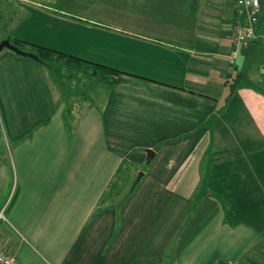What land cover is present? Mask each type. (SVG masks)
I'll return each mask as SVG.
<instances>
[{
	"label": "crops",
	"instance_id": "crops-1",
	"mask_svg": "<svg viewBox=\"0 0 264 264\" xmlns=\"http://www.w3.org/2000/svg\"><path fill=\"white\" fill-rule=\"evenodd\" d=\"M83 4L0 35L125 72L87 69L92 92L70 95L45 63L0 50V246L14 264H264V94L234 85L247 56L229 70L234 0ZM256 29L264 60V0ZM132 165L135 186L100 201Z\"/></svg>",
	"mask_w": 264,
	"mask_h": 264
},
{
	"label": "rangeland",
	"instance_id": "rangeland-1",
	"mask_svg": "<svg viewBox=\"0 0 264 264\" xmlns=\"http://www.w3.org/2000/svg\"><path fill=\"white\" fill-rule=\"evenodd\" d=\"M37 3L39 5H35ZM42 5L44 6V8H42L43 7ZM83 5H84L83 0H0V35L6 33V34L13 36L14 34L16 35L17 33L19 34L21 32L22 33L33 32V30H31L30 28H27L28 26L27 27L22 26L20 21L22 19H25L26 15H29V16L32 15V17H30L31 21L36 20L40 12L39 10L41 9H43L41 11L45 12L46 14V12H50L49 9H53V8H58V7L80 8L81 7L80 9H83L82 8ZM239 54L241 55L240 51H239ZM262 57H263V53L257 56L255 60L253 61V63L250 65V72L254 73L256 77L258 78V80L264 79V75L259 70V67L261 66L262 61H263ZM67 75H68V72H67ZM73 75H75L78 78L71 77L69 78L70 79L69 80L67 76L65 75V72L62 74V79L60 78L61 80L60 82L64 85L63 87H64V91H66L65 92L66 94L70 93V95H73L71 93H79L82 91H85L88 93L92 92L93 88L91 89L89 78L86 80L84 79L85 73L80 71V72L74 73ZM79 78L83 79L81 83L75 80ZM69 99H73V98H61V100L63 101L62 105L66 109V111L68 109ZM66 111H65V116H66V121H67L68 113ZM126 137L127 135L125 134L124 136H122V139ZM124 143H125V139H124ZM139 169H141V167L138 168L135 165L122 168L123 178L125 180V182H123L124 185L123 187H121L119 193L116 194L114 198L112 200L110 199L108 202L111 201L112 203L116 204L122 198L123 194H125L129 190L130 185L133 184L135 178L137 177L138 172L141 171ZM130 171H131V174H130ZM119 183L121 185V182ZM209 209H211V206L207 202L201 203L199 205L200 211H197L195 215L191 217L192 218L191 223H189V225L186 224V226L181 230V233L179 234V237L181 240H183L186 237L185 235L191 232L193 228L196 225H198L202 217L206 214V212Z\"/></svg>",
	"mask_w": 264,
	"mask_h": 264
},
{
	"label": "trees",
	"instance_id": "trees-1",
	"mask_svg": "<svg viewBox=\"0 0 264 264\" xmlns=\"http://www.w3.org/2000/svg\"><path fill=\"white\" fill-rule=\"evenodd\" d=\"M11 42L22 50H24V48L22 47H29V50L24 51L32 54L34 58L45 63L51 75L58 81L60 78H62V74L64 72L66 76H75L73 74L80 71L83 73H88L87 69H90L89 72L93 76H95V79L107 83L113 82L119 74L125 73L108 65L86 60L76 55L68 54L63 51L39 43L17 38L13 39ZM257 42L260 43L259 40ZM119 182H121V185ZM123 182H125V180L123 178L122 168H118L116 174L110 180L108 188L102 195L100 201L105 202L106 200H112L114 196L119 193L121 187H123ZM130 186L131 187L129 188V190L135 186V183L131 184ZM110 203L112 202L110 201Z\"/></svg>",
	"mask_w": 264,
	"mask_h": 264
},
{
	"label": "built area",
	"instance_id": "built-area-1",
	"mask_svg": "<svg viewBox=\"0 0 264 264\" xmlns=\"http://www.w3.org/2000/svg\"><path fill=\"white\" fill-rule=\"evenodd\" d=\"M260 13V0H234V19L231 24L232 48L227 56L229 70L242 47L250 41H258L260 34L256 29ZM264 72V60L261 64ZM0 264H14L13 255L0 246Z\"/></svg>",
	"mask_w": 264,
	"mask_h": 264
},
{
	"label": "water",
	"instance_id": "water-1",
	"mask_svg": "<svg viewBox=\"0 0 264 264\" xmlns=\"http://www.w3.org/2000/svg\"><path fill=\"white\" fill-rule=\"evenodd\" d=\"M3 47H7V48L15 51L18 54L29 55V56L34 57L32 54L20 49L18 46H16L14 43L9 41L8 39H2L0 41V50ZM240 52H241V54L247 56V62H246V65L244 66V68L236 73L235 80H234V85L238 81L244 80L248 84H250L251 86L259 89L264 94V89L260 85L254 83L250 79V77L247 75V71H248V68L250 67V65L253 63L255 58L257 56H259L263 52V46L260 43L256 42V41H250V42H248L246 44V46H244V47H242L240 49ZM153 155H154V152H153L152 149H146V158H147V160L152 158ZM142 173H143L142 170L138 172L137 177L135 178V181H137L140 178Z\"/></svg>",
	"mask_w": 264,
	"mask_h": 264
}]
</instances>
